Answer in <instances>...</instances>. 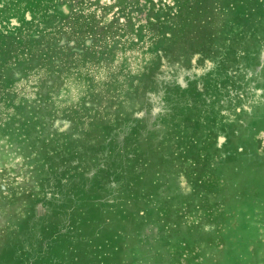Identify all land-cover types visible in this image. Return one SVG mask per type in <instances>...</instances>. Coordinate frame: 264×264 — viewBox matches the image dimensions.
I'll use <instances>...</instances> for the list:
<instances>
[{
    "label": "rangeland",
    "instance_id": "obj_1",
    "mask_svg": "<svg viewBox=\"0 0 264 264\" xmlns=\"http://www.w3.org/2000/svg\"><path fill=\"white\" fill-rule=\"evenodd\" d=\"M0 264H264V0H0Z\"/></svg>",
    "mask_w": 264,
    "mask_h": 264
}]
</instances>
